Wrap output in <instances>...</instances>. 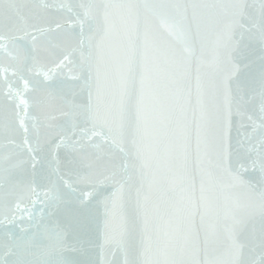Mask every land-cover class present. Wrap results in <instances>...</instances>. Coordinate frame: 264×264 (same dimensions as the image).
<instances>
[{
    "label": "water",
    "instance_id": "95a60500",
    "mask_svg": "<svg viewBox=\"0 0 264 264\" xmlns=\"http://www.w3.org/2000/svg\"><path fill=\"white\" fill-rule=\"evenodd\" d=\"M9 3L15 7H3ZM102 3L112 5L107 20L103 8L89 7ZM176 3L238 7L189 8L185 21L183 9L166 6ZM128 4L136 7H121ZM261 5L262 0H0V261L139 264L144 249L138 189L141 201L148 198L152 223H157V216H166L169 205L180 199V186L173 188L168 178L182 171L187 143L189 167H202L208 174L205 183L212 206L207 213L201 210L203 221L196 215L195 238L174 220L170 238L154 235L149 255L177 264H260V189L234 183L218 164L230 107L233 152L241 140L252 158L264 152ZM80 20H85L86 34L91 26L103 37L100 48H85L83 57ZM145 33L162 53L174 52L179 58L172 69L174 82L169 83L172 123L169 135L161 138L159 164L154 161L145 169L155 182L149 186L146 181L141 188L133 172V180L124 182L122 193L114 196L115 189L102 182L105 169L87 167L104 159L108 145L96 147L94 138L56 149L53 142L59 143V136L69 131L71 120L65 114L72 111L70 104L86 102L89 92L95 93L98 72L105 92L119 104L128 38L140 47ZM233 63L242 70L228 79ZM139 87L137 67L127 84L130 118ZM238 106L242 116L235 114ZM198 136L206 141L199 161ZM164 145L171 146L170 153ZM70 159L80 161L82 175L90 173L86 182L74 185V195L61 186L56 172L72 168ZM196 184L199 189V171ZM33 186L41 194L61 196L55 214L51 203L41 202L43 195L34 199ZM233 216L240 223L229 232Z\"/></svg>",
    "mask_w": 264,
    "mask_h": 264
},
{
    "label": "snow or ice",
    "instance_id": "6c2138e0",
    "mask_svg": "<svg viewBox=\"0 0 264 264\" xmlns=\"http://www.w3.org/2000/svg\"><path fill=\"white\" fill-rule=\"evenodd\" d=\"M80 6L84 7V5ZM166 6L183 9L185 13L183 20L185 21L187 20L186 13L189 8L195 10L198 7H238V5L225 4L198 5L181 3ZM3 7L7 9L15 7V5L9 3L4 4ZM89 7L103 8V15L105 20H107L108 9L112 5L102 3L89 5ZM121 7H127L131 10L136 5L128 4ZM261 7L262 11H264V0H262ZM87 15L88 13L85 12V17ZM79 23L81 28L79 46L83 57L85 48L89 50L93 48L99 49L103 37L97 31H94L91 26H89L86 34L84 31L85 20H80ZM241 27L244 26L241 25ZM261 35L262 39H264V27L261 28ZM259 61V85L261 89H264V49H262ZM178 63L179 58L176 53H162L161 49L148 39L147 33H145V38L140 47H137L135 40L132 36H129L126 67L120 74L121 94L119 104H115L111 96L105 92L98 72L95 93L89 92L86 102H73L70 104L72 111L65 114L71 120L69 131L67 135L61 134L59 143L53 142V146L59 149L62 145L69 142L75 145L80 144L81 141L91 143L95 138L98 141L95 145L96 147L101 144L108 145L109 151L105 154L102 161L90 162L87 167L93 169L96 166H101L105 169L102 182L115 189L114 196H119L122 193L124 182L133 180V172L138 173L141 188H143L146 181L151 186L155 182V178L153 177L149 180L145 169H149L154 161L157 165L159 164L161 138L167 137L170 132L174 105L169 95V83L174 82L172 69ZM137 67L140 87L135 100L134 116L130 118L126 103L128 95L127 84L128 78L134 75ZM244 67H248V65ZM241 70L238 63H233L232 73L228 79H231L233 75H238ZM242 101L243 96H241ZM235 114L242 116L239 106ZM232 115L230 107L227 128L219 145L218 167L234 183L247 185L251 189L257 187L260 189L259 214L261 221L264 222V152H261L258 157L252 158L250 149L247 152L244 151L242 140L237 142V149L235 153L233 152L231 144ZM201 144L206 145V141L198 136V161L202 156ZM164 150L166 153H170L171 146L164 145ZM203 155H206V152ZM69 164L72 165V168L67 172L61 174L59 168L56 172L61 181V186L74 195L78 190L74 185L86 182L90 173L83 175L80 173V161L70 159ZM196 171H199L200 175L199 189H197L196 184ZM207 175V172L202 167L195 170L189 167L187 143H185L182 171L179 175L173 174L168 178V182L173 188L177 185L180 186V199L178 202L174 201L169 205V211L166 216L158 215L156 218L157 223L155 224L152 223L149 215L148 198L144 197L143 201H141L138 189L137 207L143 217L142 244L144 249L142 253L143 259L139 264H177L175 260L157 259L149 255L153 245V237L155 235L158 239L162 235L170 238L172 231H174V220H177L181 226L186 227L193 238L196 237L198 234L195 222L196 215L201 214V210L207 213L212 206L205 183ZM245 176H248V179H245ZM31 190L34 199L41 200V195H43L41 202L51 203L50 212L52 214L59 210L61 196H52L49 191H44L41 194L35 186ZM197 193L199 194L197 195ZM86 195L90 196L91 193L89 192ZM63 203L68 204L71 201L63 200ZM203 218L204 216L201 214L202 221ZM231 221V224L228 225L229 232H232L235 225L240 223V220L235 216L231 217ZM261 243L264 244V234H262ZM70 250L75 251L76 249L71 248ZM156 251L159 254V247H157ZM0 264H4V262L0 261ZM59 264H74V262L61 260ZM260 264H264V259L260 261Z\"/></svg>",
    "mask_w": 264,
    "mask_h": 264
}]
</instances>
